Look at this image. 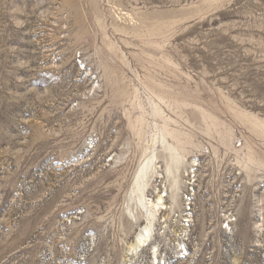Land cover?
<instances>
[{
    "label": "rangeland",
    "instance_id": "rangeland-1",
    "mask_svg": "<svg viewBox=\"0 0 264 264\" xmlns=\"http://www.w3.org/2000/svg\"><path fill=\"white\" fill-rule=\"evenodd\" d=\"M145 150L165 264H264V0H0V264H126Z\"/></svg>",
    "mask_w": 264,
    "mask_h": 264
},
{
    "label": "bare ground",
    "instance_id": "bare-ground-1",
    "mask_svg": "<svg viewBox=\"0 0 264 264\" xmlns=\"http://www.w3.org/2000/svg\"><path fill=\"white\" fill-rule=\"evenodd\" d=\"M161 139L163 141L162 145L165 146L164 149L170 155V164H173L174 171H177L178 166L176 164L179 163L178 161L183 162V158L180 156L178 148L175 145H168L164 136H162ZM179 139L180 138L174 137L175 142H178ZM155 160L154 151L150 155H147L146 150L143 152L141 161L134 173L132 184L126 195L125 206L123 207L124 216L129 219L131 224H138L140 221L142 222V226L139 227L140 230L138 233H134L132 240L125 243L124 261L126 264H137L136 260L141 256L143 248L149 251L152 258H150L152 264H161V262L165 264L164 260L161 258L163 256H161L159 250L161 245L164 247L169 245L168 241L170 240L168 234L170 230L166 224L169 215L165 216L163 214V211H166L167 208L165 206L167 189L164 190V195H162L163 191H157L155 189L154 191L156 195L154 199L148 198V192L153 178L157 179L159 177L162 180H165V178L167 180L171 177L172 186L170 185V188L172 187L173 189L178 187L179 182L178 178L174 179L172 166L169 164L165 166L163 172L164 175H160L158 173L159 167L155 166ZM161 221H163L162 225L165 227L157 229V227L160 226ZM156 240H158V242ZM178 245L180 246V244Z\"/></svg>",
    "mask_w": 264,
    "mask_h": 264
}]
</instances>
